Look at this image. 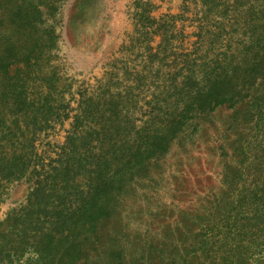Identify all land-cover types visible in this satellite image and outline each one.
Returning a JSON list of instances; mask_svg holds the SVG:
<instances>
[{
  "label": "rangeland",
  "instance_id": "374dc122",
  "mask_svg": "<svg viewBox=\"0 0 264 264\" xmlns=\"http://www.w3.org/2000/svg\"><path fill=\"white\" fill-rule=\"evenodd\" d=\"M0 264H264V0H0Z\"/></svg>",
  "mask_w": 264,
  "mask_h": 264
}]
</instances>
